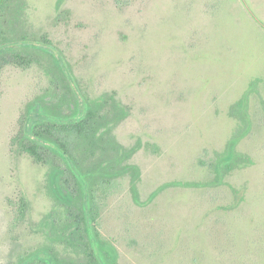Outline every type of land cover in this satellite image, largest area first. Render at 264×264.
I'll list each match as a JSON object with an SVG mask.
<instances>
[{"label":"rangeland","instance_id":"obj_1","mask_svg":"<svg viewBox=\"0 0 264 264\" xmlns=\"http://www.w3.org/2000/svg\"><path fill=\"white\" fill-rule=\"evenodd\" d=\"M1 43L14 48L0 54V264L54 245L82 257L49 237L51 219L55 234L69 218L50 183L62 160L23 150L29 113L28 125L48 109L82 115L69 109L75 88L80 99L114 93L130 110L110 134L139 147L125 163L140 169L141 203L131 173L97 186L99 230L119 264H264V0H6ZM246 93L249 120L235 106ZM236 136L252 164L223 184L150 198L167 183L210 182ZM98 146L91 155L81 143L85 167L109 159Z\"/></svg>","mask_w":264,"mask_h":264},{"label":"trees","instance_id":"obj_2","mask_svg":"<svg viewBox=\"0 0 264 264\" xmlns=\"http://www.w3.org/2000/svg\"><path fill=\"white\" fill-rule=\"evenodd\" d=\"M5 2L6 0H0V8ZM13 48L12 44L1 43L0 54L6 55V51ZM25 62L30 64L27 60ZM80 93L79 89L75 88L77 99L69 107L73 110L75 105L77 111L79 105L83 112L74 119L63 117L54 110L48 109L46 114H35L34 122L28 125L27 122L31 117L29 113L23 130L24 135L30 138L31 142L23 145V150L30 153L38 162L45 164L50 162L49 153L59 156L62 160L64 165L52 167L50 183L56 198L66 204L69 218L64 226L65 231L55 234L53 231L56 221L51 219L49 237L76 251L78 256L82 257L79 259L60 257V251L54 245L37 249L29 257L19 258L15 264H119L116 246L103 238L99 230L100 205L97 203L99 198L97 186L107 190L104 186L111 183L112 178L131 173L133 197L136 202L141 203L137 187L140 169L135 164L125 163L139 147L127 148L110 134L112 127L130 114L129 107L119 101L114 93H105L94 100L82 94L83 99H80ZM248 97L246 93L235 106L240 107L243 116L249 120ZM241 138V136L232 138L226 149L216 154V158L211 163L215 177L210 182L167 183L156 189L150 198H154L163 189L172 185L204 187L223 184L228 173L237 168L247 167L253 162L249 155L237 150ZM81 143L85 146V152L91 155L100 150L99 143L105 144L106 147H102L101 150L110 155L109 159L93 167H85L83 160L80 159ZM65 174L69 175V180L61 181V177ZM97 178L100 179L98 184H96ZM74 201H79V205H74ZM27 209L28 203L22 198L19 209L21 219L25 218Z\"/></svg>","mask_w":264,"mask_h":264},{"label":"flooded vegetation","instance_id":"obj_3","mask_svg":"<svg viewBox=\"0 0 264 264\" xmlns=\"http://www.w3.org/2000/svg\"><path fill=\"white\" fill-rule=\"evenodd\" d=\"M1 9V8H0Z\"/></svg>","mask_w":264,"mask_h":264}]
</instances>
